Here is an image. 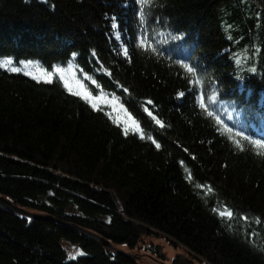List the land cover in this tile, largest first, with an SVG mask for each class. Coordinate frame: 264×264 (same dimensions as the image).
<instances>
[{"label":"trees","instance_id":"16d2710c","mask_svg":"<svg viewBox=\"0 0 264 264\" xmlns=\"http://www.w3.org/2000/svg\"><path fill=\"white\" fill-rule=\"evenodd\" d=\"M135 10L0 0V59L52 77L0 69V198L27 215L0 206V264H135L116 247L145 238L264 264V149L237 135L264 119V0H152L143 28Z\"/></svg>","mask_w":264,"mask_h":264},{"label":"snow or ice","instance_id":"6c2138e0","mask_svg":"<svg viewBox=\"0 0 264 264\" xmlns=\"http://www.w3.org/2000/svg\"><path fill=\"white\" fill-rule=\"evenodd\" d=\"M151 4H152V0H135V6H138L139 10H135L134 15H135V17H137V19L139 21V25L141 28L145 27L148 24L149 19L152 16ZM117 19H118L117 17L112 18L111 27L114 30L118 27ZM155 22L160 23V21L158 19H156ZM141 35H143L145 37L146 41L151 39V37L147 36V34H145V33L137 34L135 36V40H136L137 44H139L140 47L143 49H152L153 51H156L157 55H160L161 53H159V50L154 49L153 45L151 43H140ZM161 35H163V33H161ZM172 38H173V40H183L184 36H183V34H181L179 36H173ZM229 39H231V36H229ZM33 63L34 62L32 60H19V64L23 65L25 68H27L29 65H32ZM13 64H14V59L11 55L4 56L3 59H0V69H3L5 71H11L14 73L23 71L24 75H26V76L30 75L31 78L33 80H37V82H39L41 79H43L44 82L51 83V80H52L51 74L43 71L39 67H37V70L35 72H29V71H24L23 69L18 68V67H10ZM175 64L178 65L180 68L186 70L188 73H191L194 75L198 71L196 66L189 65L188 63L183 62V60H179V59L175 60ZM57 71L61 72V80L63 81L64 76H63L62 70L57 69ZM251 71L253 73H255L256 69L253 68V69H251ZM188 83L191 84L192 81L189 80ZM64 86H65V88H68L67 81H64ZM125 91H127V89H125ZM193 91H195V89H193ZM73 94L74 95H80V93H73ZM181 95H183V94L177 93L178 97ZM97 99H99V97H97ZM197 99H199V96L197 97ZM148 103H151V101H148ZM92 106H93V109L95 110L96 106L94 104ZM200 107L204 108L203 103L200 104ZM157 123H160V121H157ZM161 126H163V125H161ZM237 135L241 136L242 139L247 140L254 148L264 149V140L253 139L250 136L243 135V133H237ZM258 154L264 155V153H258ZM213 211L215 212V209H213ZM221 215H223V214H221ZM228 215L231 216V215H233V213L228 212Z\"/></svg>","mask_w":264,"mask_h":264},{"label":"rangeland","instance_id":"374dc122","mask_svg":"<svg viewBox=\"0 0 264 264\" xmlns=\"http://www.w3.org/2000/svg\"><path fill=\"white\" fill-rule=\"evenodd\" d=\"M113 111L117 113V118L120 121L121 119H123L124 121L128 119L127 115L124 113V110L121 107L116 106L115 108H113ZM116 249H119L124 253H130L133 251L144 253L162 264H204L192 261V259L182 248H174L169 245L164 239L145 238L143 239V242H141L134 250H128L125 247H116ZM67 253L69 259L72 260H75L76 258L83 255L80 249H76V252L73 250H71V252L67 251ZM135 264L143 263L135 260Z\"/></svg>","mask_w":264,"mask_h":264},{"label":"water","instance_id":"95a60500","mask_svg":"<svg viewBox=\"0 0 264 264\" xmlns=\"http://www.w3.org/2000/svg\"><path fill=\"white\" fill-rule=\"evenodd\" d=\"M0 206L3 207L4 209L8 210L9 212L15 213L17 215H25L22 211L15 209L9 202H7L6 200L0 198ZM32 218H35L33 216H30ZM59 225H61V223H58ZM73 228V227H72ZM86 235H89L87 232H82ZM99 241H101L102 243H104L101 239H98ZM106 245L107 248H110V246L106 243H104ZM118 251H121L119 249H117ZM123 252V251H121ZM124 253V252H123ZM130 256H132L135 260H138L140 262H142L143 264H162L159 261L154 260L152 257H150L147 254L144 253H140V252H130V253H126Z\"/></svg>","mask_w":264,"mask_h":264},{"label":"bare ground","instance_id":"6f19581e","mask_svg":"<svg viewBox=\"0 0 264 264\" xmlns=\"http://www.w3.org/2000/svg\"><path fill=\"white\" fill-rule=\"evenodd\" d=\"M13 72H11V71H7L6 72V74H12ZM62 89H65V88H62ZM69 91H74L73 89H70V87H68L67 88ZM76 92V91H75ZM76 93H78V92H76ZM102 102H108V103H110V104H112L113 102L112 101H109V100H98V101H96V104H100V103H102Z\"/></svg>","mask_w":264,"mask_h":264}]
</instances>
